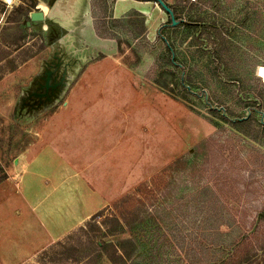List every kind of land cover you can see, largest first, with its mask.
<instances>
[{
    "label": "rangeland",
    "instance_id": "1",
    "mask_svg": "<svg viewBox=\"0 0 264 264\" xmlns=\"http://www.w3.org/2000/svg\"><path fill=\"white\" fill-rule=\"evenodd\" d=\"M53 1L0 0V164L6 172L0 202L19 192L15 162L22 153L53 151L69 165L72 189L93 199L92 213L81 226L101 246L100 264H150L111 207L121 197L127 199L120 211L127 214L137 207L144 215L146 210L163 227L164 264H264V138L255 140L208 113L211 106L234 116L250 113L238 102L256 92L249 65V71L241 72L247 76L244 85H223L210 71L203 73L200 63L208 61V54L198 58L195 91L203 87L205 95L184 98L174 90L171 76L155 79L159 67L154 69V62L164 48L156 36L149 42L144 32L139 44L122 34L126 43L120 50L92 56L84 42L72 41L73 34L62 38L65 31L50 21H30L40 3L49 8ZM134 1L146 12L157 11L160 25L168 22L159 5ZM164 1L175 5L185 0ZM244 1L227 0L216 8L217 15L230 9L235 23ZM250 2L259 5L264 19V1ZM114 3L93 0L95 8L105 11L107 25L118 19L105 16ZM187 9L188 4L184 17ZM80 11L77 23L82 22ZM245 30L228 35L240 59L254 43ZM180 38L170 35L176 44ZM187 42L179 48L189 57L193 48L188 51ZM135 48L146 55H137ZM259 62L255 75L263 81L264 57ZM261 111L256 117L264 122ZM244 129L253 135L259 130L255 123ZM47 186H34L31 198L44 194ZM204 189L206 196L198 199ZM218 222L224 223L211 234L204 230ZM37 253L20 264H36Z\"/></svg>",
    "mask_w": 264,
    "mask_h": 264
},
{
    "label": "trees",
    "instance_id": "2",
    "mask_svg": "<svg viewBox=\"0 0 264 264\" xmlns=\"http://www.w3.org/2000/svg\"><path fill=\"white\" fill-rule=\"evenodd\" d=\"M224 2H227V0H185L175 5L165 2L171 9L176 24L172 25V20L169 17L168 22L162 24L157 30V38L162 40L164 48L157 55L154 62V69L159 67V73H157L155 79H160L163 75H169L173 79L174 90L177 88L181 96L188 98V96L192 95L200 98L205 95V89L202 87V89H198V92L195 91L199 82L197 80L200 77L199 71L201 70L198 58L202 59V56L208 54V61L200 63V66L204 67L203 73L210 71L213 74L211 77L217 78V83L223 85L235 82L241 87L245 84L247 78L241 72L250 70L251 75H253L252 88L256 92H254L253 98L247 97V100L241 99L238 101L250 113L234 116L233 112L228 109L221 110L220 107L212 106L208 109V113L213 117L219 118L220 121L228 123L233 129L253 137L255 140L259 139V135L261 136L260 138H264V122H261L256 117L257 114L262 113L261 109L264 108V80L262 81L259 76L255 75V68L260 64L259 60L264 57V41L260 38V36L264 37L263 14L259 11L257 3L245 0L243 9L238 8L236 12L240 14L239 20H235V23H232L231 19H233L232 14L234 12L230 13V9L226 10L227 15L225 11H223V15H217L216 8L224 4ZM52 3L49 2V5H52ZM263 3L261 4L262 7L264 6ZM186 4H188V9L185 13V18L184 14L182 15V11ZM178 5L183 6L179 12ZM223 8H225V5ZM245 8L250 9L247 11ZM193 9L194 11H192ZM207 9H210V13H206ZM200 11H203V15H200ZM244 27L250 33L254 43L250 44L249 53L240 59L242 56L237 58L235 51H232V43L228 40V35L236 28ZM94 29L98 36L114 39L118 50H120L122 42L126 43V41H122V34L131 36L136 43H142L145 32L144 17L138 11L130 10L121 18L114 19L108 25H105L102 17H95ZM110 30H113V33H109ZM171 33L174 35L181 34L180 42L176 44L171 41ZM187 39V50L190 51L189 49L193 48L190 55H200L196 59L190 57V55L189 57L186 56L185 52L179 48L183 41ZM207 44L212 47L208 49ZM135 52L140 55V50L138 51L137 48H135ZM248 65L250 67L249 70H247ZM219 70H221L220 73L218 72ZM202 102L205 106L212 105L210 101L202 100ZM210 121L215 127L219 126L213 120ZM252 123H255L260 130L255 135L244 129V127ZM5 178L6 172L0 164V181ZM207 192V189L200 191L197 194V198L199 199V195L206 196ZM126 199L127 197L117 199L111 203V207L116 211L125 229L148 262L150 264H164V248L167 240L162 233L164 232L163 227L146 210L143 211L144 215L140 214L137 207L132 211H128L127 214L120 211L121 205L124 204ZM223 223L218 222L215 225H211V227L205 225L204 230L211 234ZM227 226H231V221L228 222ZM36 257V264H100L104 260L101 246L83 226L76 227L62 238L51 243L38 252ZM221 262L218 264L224 263ZM234 264L240 263L235 262Z\"/></svg>",
    "mask_w": 264,
    "mask_h": 264
},
{
    "label": "crops",
    "instance_id": "3",
    "mask_svg": "<svg viewBox=\"0 0 264 264\" xmlns=\"http://www.w3.org/2000/svg\"><path fill=\"white\" fill-rule=\"evenodd\" d=\"M135 3L134 0H115L113 7L108 8L105 16L106 18L111 16L114 19L122 17L130 10L138 11L144 17L146 38L150 42V36L157 37V30L165 22L160 25L157 23V11L154 14L146 12L148 8L135 7ZM79 11L83 15L81 23H77ZM101 11L95 8L93 0H54L44 14V19L65 31L62 38L70 39L73 34L72 41L84 42L87 53L92 56L98 54L103 56L113 53L117 49V43L112 38H103L96 34L95 17H102L105 11L99 15ZM151 31L152 35H150ZM158 40L163 44L162 40ZM19 160L15 162L16 175L19 177L17 183L20 187L19 192L16 196L15 194L5 195L0 202V260L2 264H20L34 253L81 226L91 215L94 204L91 197L82 193L77 194L76 190L72 189L75 178L71 175L67 162L56 152H37L30 155L22 153ZM11 172L14 173V171ZM44 176L49 181H44ZM44 183L48 185L44 194L31 198L34 186L44 187ZM75 198L79 200L77 205H74ZM88 206L89 211L86 210Z\"/></svg>",
    "mask_w": 264,
    "mask_h": 264
},
{
    "label": "water",
    "instance_id": "4",
    "mask_svg": "<svg viewBox=\"0 0 264 264\" xmlns=\"http://www.w3.org/2000/svg\"><path fill=\"white\" fill-rule=\"evenodd\" d=\"M140 1H145V2L152 1L158 4L169 15V17L172 20V25L176 24L171 9L167 6V4H165L163 0H140ZM43 19H44V12L42 10H38L30 13V21H41ZM27 24L29 25L30 23L27 22Z\"/></svg>",
    "mask_w": 264,
    "mask_h": 264
},
{
    "label": "bare ground",
    "instance_id": "5",
    "mask_svg": "<svg viewBox=\"0 0 264 264\" xmlns=\"http://www.w3.org/2000/svg\"><path fill=\"white\" fill-rule=\"evenodd\" d=\"M7 1V3H10L12 0H6ZM132 1V0H131ZM81 6H82V4L80 5V8H81ZM39 7L41 8V10L43 11V12H45V13H47V11H48V8H47V6L44 4V3H40L39 4ZM145 12V11H144ZM44 13V14H45ZM146 13V12H145ZM88 25V24H87ZM92 32V31H91ZM92 37V36H91ZM109 40V39H108ZM78 201L79 200H77L76 198H75V200H74V205H77L78 204ZM89 209H90V207L88 206V209H86V210H88L89 211ZM76 214V213H75ZM75 216H77V215H75ZM80 218V217H79Z\"/></svg>",
    "mask_w": 264,
    "mask_h": 264
},
{
    "label": "snow or ice",
    "instance_id": "6",
    "mask_svg": "<svg viewBox=\"0 0 264 264\" xmlns=\"http://www.w3.org/2000/svg\"><path fill=\"white\" fill-rule=\"evenodd\" d=\"M261 75L264 76V70H261Z\"/></svg>",
    "mask_w": 264,
    "mask_h": 264
}]
</instances>
